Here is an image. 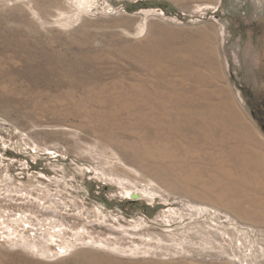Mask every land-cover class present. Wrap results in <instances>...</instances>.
<instances>
[{"label": "rangeland", "instance_id": "374dc122", "mask_svg": "<svg viewBox=\"0 0 264 264\" xmlns=\"http://www.w3.org/2000/svg\"><path fill=\"white\" fill-rule=\"evenodd\" d=\"M0 264H264V0H0Z\"/></svg>", "mask_w": 264, "mask_h": 264}]
</instances>
